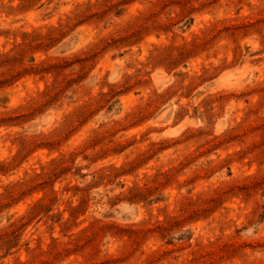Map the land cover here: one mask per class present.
<instances>
[{
	"label": "clouds",
	"instance_id": "1",
	"mask_svg": "<svg viewBox=\"0 0 264 264\" xmlns=\"http://www.w3.org/2000/svg\"><path fill=\"white\" fill-rule=\"evenodd\" d=\"M0 264H264V0H0Z\"/></svg>",
	"mask_w": 264,
	"mask_h": 264
}]
</instances>
